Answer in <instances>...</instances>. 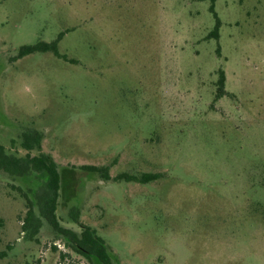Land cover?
I'll list each match as a JSON object with an SVG mask.
<instances>
[{"label": "rangeland", "instance_id": "obj_1", "mask_svg": "<svg viewBox=\"0 0 264 264\" xmlns=\"http://www.w3.org/2000/svg\"><path fill=\"white\" fill-rule=\"evenodd\" d=\"M211 3L0 0V142L25 156L24 132L42 133L60 223L94 228L120 264H264V0H215L218 39ZM60 33L67 59L17 57ZM41 180L0 170V264H101L44 218L24 228Z\"/></svg>", "mask_w": 264, "mask_h": 264}, {"label": "trees", "instance_id": "obj_2", "mask_svg": "<svg viewBox=\"0 0 264 264\" xmlns=\"http://www.w3.org/2000/svg\"><path fill=\"white\" fill-rule=\"evenodd\" d=\"M210 10L215 17V26L209 33L210 37L219 38V30L221 21L214 10L215 0H211ZM64 34L51 41H38L34 44L22 45L19 49L17 57L34 52H48L52 51L57 56L67 59L65 55H61L58 50V43ZM219 51V47L217 48ZM225 72L219 71V78L217 80V94L220 98L227 94L225 90ZM42 133L38 130H27L23 134L22 146L29 150L25 156H17L7 152L5 146L0 142V170L15 176H29L36 174L41 176V185L36 193V204L38 206L39 214L33 204L28 209L23 223L24 228L30 235L36 234L42 224L44 218L57 232L64 233L69 236L73 242L72 248L86 258L96 257L101 264H120L115 262L108 251L103 238L97 235L94 228L89 225L80 224L81 232H76L72 229L62 226L59 221L57 209L60 197V190L62 187V173L59 169V164L53 155L41 152ZM38 149L37 154L30 153V150ZM84 169L90 172L98 173L104 179H110L109 166L85 165ZM158 174H143L142 176L128 175L126 173L119 174L117 179L125 178L130 181L149 182L158 178ZM74 221L80 223L78 212H72Z\"/></svg>", "mask_w": 264, "mask_h": 264}]
</instances>
